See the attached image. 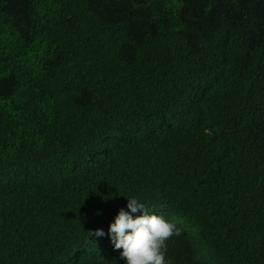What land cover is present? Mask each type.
Returning <instances> with one entry per match:
<instances>
[{"label": "trees", "instance_id": "1", "mask_svg": "<svg viewBox=\"0 0 264 264\" xmlns=\"http://www.w3.org/2000/svg\"><path fill=\"white\" fill-rule=\"evenodd\" d=\"M129 198L264 264V0H0V264H126Z\"/></svg>", "mask_w": 264, "mask_h": 264}, {"label": "clouds", "instance_id": "2", "mask_svg": "<svg viewBox=\"0 0 264 264\" xmlns=\"http://www.w3.org/2000/svg\"><path fill=\"white\" fill-rule=\"evenodd\" d=\"M127 209H120L109 225L108 235L114 250L126 264H169L167 242L180 231L163 216L148 214L145 205L136 198L127 199ZM140 212V215L133 216ZM88 236L103 237L101 229L89 231Z\"/></svg>", "mask_w": 264, "mask_h": 264}]
</instances>
